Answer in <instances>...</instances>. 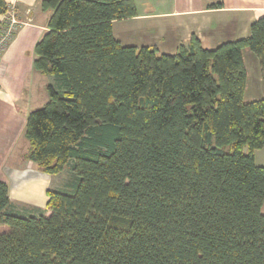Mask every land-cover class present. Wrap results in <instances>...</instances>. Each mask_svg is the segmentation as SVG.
<instances>
[{
  "label": "trees",
  "instance_id": "obj_1",
  "mask_svg": "<svg viewBox=\"0 0 264 264\" xmlns=\"http://www.w3.org/2000/svg\"><path fill=\"white\" fill-rule=\"evenodd\" d=\"M40 5L33 67L52 81L26 117V158L73 180L22 214L0 179V264H264V97L243 100L242 59L248 47L264 78V15L245 38L169 54L112 35L134 0Z\"/></svg>",
  "mask_w": 264,
  "mask_h": 264
},
{
  "label": "crops",
  "instance_id": "obj_2",
  "mask_svg": "<svg viewBox=\"0 0 264 264\" xmlns=\"http://www.w3.org/2000/svg\"><path fill=\"white\" fill-rule=\"evenodd\" d=\"M19 20L17 29L0 53V179L9 187L12 208L44 211L47 190L63 189L56 175H49L26 158V117L41 107L49 75L34 69V46L47 30L49 10L40 0H5ZM132 17L112 21V35L122 45L151 46L160 53L173 54L191 36L202 47L213 49L220 43L245 38L250 24L264 15V0H134ZM221 3V5H217ZM4 19L0 15V23ZM246 69L243 100L264 97V78L257 56L242 49ZM43 77H45L43 79ZM46 82V83H44ZM44 94L43 99L39 98ZM254 161L264 166V147L254 151ZM24 209V211H25ZM26 212V211H25ZM264 214V203L261 206ZM24 214V213H23Z\"/></svg>",
  "mask_w": 264,
  "mask_h": 264
},
{
  "label": "built area",
  "instance_id": "obj_3",
  "mask_svg": "<svg viewBox=\"0 0 264 264\" xmlns=\"http://www.w3.org/2000/svg\"><path fill=\"white\" fill-rule=\"evenodd\" d=\"M6 26L0 29V53L6 47L9 40L14 35L17 26L19 24V20L14 14L13 8L10 7L7 16H6Z\"/></svg>",
  "mask_w": 264,
  "mask_h": 264
},
{
  "label": "rangeland",
  "instance_id": "obj_4",
  "mask_svg": "<svg viewBox=\"0 0 264 264\" xmlns=\"http://www.w3.org/2000/svg\"><path fill=\"white\" fill-rule=\"evenodd\" d=\"M45 77H43V79H44ZM45 80V79H44ZM44 83H46V82H44ZM44 93H46V92H44ZM44 96V94H41V96H39V98H41V99H43L42 97ZM45 98H47V93H46V95H45ZM56 180H58L59 182H60V184H62V188L63 189H66V191L67 190H69V188H70V181L71 180H73V177H72V175L70 174V170H69V168L68 167H66L61 173H59V174H57L56 175ZM65 183H67V187L68 188H66V186L64 187V185H65ZM21 211H23V212H21L22 214L24 213H29V212H31V211H29V210H27V209H25V208H19ZM24 209H25V211H24ZM43 212H46V211H43ZM7 230V226L6 225H0V232H2V231H6Z\"/></svg>",
  "mask_w": 264,
  "mask_h": 264
}]
</instances>
